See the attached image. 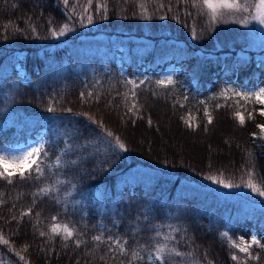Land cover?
<instances>
[{
    "label": "trees",
    "instance_id": "1",
    "mask_svg": "<svg viewBox=\"0 0 264 264\" xmlns=\"http://www.w3.org/2000/svg\"><path fill=\"white\" fill-rule=\"evenodd\" d=\"M87 2L78 0L81 6ZM76 4L77 0H69L67 7L63 0H0V149L26 145L45 130L48 156L42 159L51 165L39 180L14 178L12 184L0 180V234L11 245L0 244V264H130L129 255L109 252L108 245L92 240L101 233L105 239L111 235L126 240L129 254L139 251L144 259L136 264H147L155 244L168 234L175 237L169 247L187 253L171 257L174 264H243L245 260L264 264L263 249L252 248L259 259H249L221 237L222 227L229 224L223 214L228 203L219 200L217 192L228 188L207 179L217 175L239 183L243 176L264 186V141L257 127L264 124L260 105H237L230 99L209 100L207 107L201 103L234 76L246 86L254 84L255 73L264 74V61L249 64L237 55L243 47L231 22L228 33L224 30L220 39L213 37L208 17L185 0H93L87 13L93 16L91 24L81 7L73 11ZM97 4H106V10L98 11ZM65 23L69 31L52 34L53 28ZM172 44L183 45L179 55L170 53ZM113 46L125 48L128 55H134L135 49L143 51L149 65L162 59L158 70L168 63L182 67L176 80L181 86L162 88L152 78L144 80L136 90L142 117L137 118L125 107L123 93L130 95L131 88L112 59L107 67L113 72L103 70L104 61L98 68L95 55L90 57L91 73L74 71L72 66L59 71L75 52L111 53ZM127 103L130 107L131 100ZM236 111L244 114V125L235 118ZM82 113L102 121L127 151L110 145L103 130ZM186 120H191V127ZM69 145L73 151L66 152ZM57 156L64 162L59 168ZM73 160L77 164L72 165ZM130 183L142 195L131 197ZM45 186L58 191L37 195ZM229 190L256 198L248 188ZM101 202L105 211L99 208ZM30 208L31 215L21 220ZM256 215L250 212L242 225L254 228L264 244V216L260 220ZM53 223H67L83 234L79 238L84 243L77 247L76 237L66 242L62 235L51 234ZM40 231L54 238L40 236ZM17 252L26 260L21 261ZM233 254L240 260L233 261Z\"/></svg>",
    "mask_w": 264,
    "mask_h": 264
},
{
    "label": "snow or ice",
    "instance_id": "2",
    "mask_svg": "<svg viewBox=\"0 0 264 264\" xmlns=\"http://www.w3.org/2000/svg\"><path fill=\"white\" fill-rule=\"evenodd\" d=\"M65 6L67 7L69 4V0H63ZM93 0H88L86 6H81L78 3L73 6V11H75L76 6L82 8V11L87 14L91 9ZM185 2H190L191 7L197 9V13L199 15H206L210 23L212 22H233L238 24H243L245 27H248L253 22L258 23L261 26H264V0H258V3L252 4L249 0H185ZM139 7L146 11V5L141 3ZM159 7H164L163 4H160ZM106 4H97V10H106ZM253 9H255L253 11ZM239 17V19H237ZM87 21L89 24L93 22V16L91 14L86 15ZM146 18L151 19V16H147ZM84 19V16H81V20ZM51 23V22H50ZM70 30L69 24L65 23L61 26L58 30L56 28L52 29L53 35H64L67 31ZM35 31V28H33ZM193 37H195L196 33L193 29L192 32ZM126 85H131L130 95L129 92L123 93V97L125 100V107L128 109V113H132L133 116L137 118H142L139 116L138 104H137V89L144 84V81H140L137 83L136 80H127ZM175 81L172 79L171 76L166 77L165 79L156 81V84L162 88H168L170 86L175 85ZM232 90H225L220 95L227 97V93ZM119 94V93H118ZM236 96H240L245 100H254L256 103L260 105H264V87L259 88L254 92L244 93V92H234ZM81 96H84V93H81ZM88 97L92 98V93H88ZM96 101L99 102V95L95 97ZM187 99V98H185ZM131 100V106H128V101ZM142 107V105L140 106ZM49 111H55L54 108H49ZM71 111V109H68ZM81 115L87 116V118L92 122L96 123L99 128L103 130V135L109 138L108 143L111 145L112 143L115 144L121 150L127 151L125 144L121 141L119 136L114 135L111 130H108L102 121H96L94 117L88 115L87 113H82ZM127 116V113H125ZM250 115V114H249ZM260 115L264 116V109H261ZM205 116H207V122L209 124L212 123V116L206 111ZM236 119H238L240 125L245 124V116L240 111H236L234 113ZM251 118V116H250ZM188 126H192L191 120L185 121ZM151 119L148 120V124L151 125ZM260 129L259 139L264 140V124L257 125ZM253 136L256 137L257 134L253 133ZM66 152L73 151L71 145H69ZM251 157L252 153H248ZM48 151L46 145L44 143H39L38 145L29 146L27 148L22 149L19 153H12L5 155L0 153V180L7 182L8 184H12L14 182V178H18L19 181H28V180H39L41 177L45 176L46 168L51 167V165L46 164L45 159L42 157H47ZM63 160L61 156H57L55 159V167L59 168L62 165ZM72 165L77 164V161L73 160L70 162ZM248 176H252L251 170H248ZM223 174L220 173V176ZM207 179L212 180L218 184H222L225 188L232 189V188H248L253 193H256L260 197H264V186H259L258 184L254 183L252 179L245 180L243 176L240 178V182L236 183L231 180L225 181L224 179L218 178L217 175H209ZM57 183H64L63 181H57ZM53 191H58V188L45 186L39 190L37 195L46 196L49 195ZM0 203H3L0 201ZM24 215H31V208L28 212L22 213L20 219H23ZM37 215H39L37 213ZM16 217H13L15 219ZM54 221L57 219L56 217L52 218ZM50 233L56 236L62 235L64 241H68L73 239L74 237L75 244L79 247L84 241L79 237L82 236V233H77V231L70 227L67 223L58 224L53 223L50 227ZM40 236L49 235L44 231H40ZM156 235L158 237L161 236L160 232H157ZM222 237L227 238L230 241L229 246L235 249H238L239 252L245 253L249 259H259V256H253L250 249L253 245L257 246L258 248L264 249V245L260 243L257 239L256 235L253 234L250 238V241H245L243 237H238L240 241L237 243L236 240H233L227 232L222 233ZM53 235H49V239H53ZM163 242H157L154 246L155 251L154 254L151 252L147 258V264H174L171 260V257H181L187 255V253L178 251L175 246L169 247V241L175 240V237L171 234L163 235L161 237ZM93 241H96L100 244L108 245V251L113 252L115 250H119L121 254L129 255L130 264H136L138 260H143L144 258L140 256L139 251H132L130 254L127 252L125 245H127V241L123 240L119 237L113 239L111 235H109L106 239L103 237V234H98L92 237ZM0 244L10 246V241L2 234H0ZM67 246V244L65 245ZM26 250V246H25ZM21 261H25L26 258L23 255H20L19 252L16 253ZM103 259V257H101ZM231 259L233 261H239L240 258L233 254L231 255ZM196 264V262H194ZM210 264V262H208ZM243 264H247V260L243 261Z\"/></svg>",
    "mask_w": 264,
    "mask_h": 264
},
{
    "label": "rangeland",
    "instance_id": "3",
    "mask_svg": "<svg viewBox=\"0 0 264 264\" xmlns=\"http://www.w3.org/2000/svg\"><path fill=\"white\" fill-rule=\"evenodd\" d=\"M250 3L251 0H249ZM258 3V0H255L253 4ZM255 9H253L254 11ZM239 19V17H237ZM229 22H212L210 23L211 26L209 28V33L215 37L216 39H220V35L225 33H228L227 26ZM232 23L234 33L238 36V41L243 47L242 50L237 52V55H239L243 60L247 61L249 64L256 63L257 65L261 64L262 61H264V26L259 25L256 22H253L248 27H245L243 24L238 23ZM135 40V39H133ZM216 40H213V45ZM172 49L170 53L174 52L177 55L181 53V49L183 48L182 44H172ZM148 50L150 49V46L146 47ZM134 55L127 54L125 52L126 49L122 47L113 46L112 52L108 53L107 51H84V52H75L71 55L70 60L71 62L63 63L60 67V72H65L67 68L70 66L73 67L74 71L79 72V70L86 69L88 73L92 72V68L89 65L90 60L93 58H90L92 55H95V61L96 66L101 68L100 62L104 61L103 64V70H111L107 67V62L109 60H113L116 66L117 72L123 77V80L126 82L127 80H136L137 83L140 81H144L147 78H152L155 81L165 79L168 76H171L172 79L176 82L177 77L182 72V67L177 65H169L166 66V68L158 70V64L162 59L154 60L155 63L150 64L146 61V55L143 53V51L137 52V49H135ZM144 50V48H143ZM183 54V53H182ZM202 54V53H200ZM201 57V55L197 54ZM110 56V57H109ZM171 59V57H166V61ZM164 62V61H162ZM161 62V63H162ZM19 76L24 75V71L17 67ZM131 88V85H128ZM176 88H179L181 85H177L175 83ZM264 87V74L259 76L258 73H255L254 76V84L252 85H244L241 83L240 80L237 81L236 77L234 76L231 80L226 79L225 83L220 84L218 90L214 93L208 94L205 98L201 99V103H204L207 107V102L209 100L218 101L221 99H230L234 101L237 105H243V104H251L256 103L254 100H245L240 96H236L233 93L234 92H254L258 90L259 88ZM186 89V88H184ZM178 90V89H177ZM181 90V88H180ZM225 90H232L227 93V97L221 96L220 94L224 92ZM179 91V90H178ZM258 104V103H257ZM260 105V104H258ZM261 109H264V105H260L259 112ZM264 141V140H262ZM39 143H44L45 145L48 143V134L45 130H41L35 137V139L30 140L26 145H17L13 147H5L0 149V153H3L5 155L12 154V153H19L22 149L27 148L29 146L38 145ZM140 170V169H139ZM138 175L142 174V169ZM143 183V182H141ZM140 183V184H141ZM140 184H137L140 186ZM138 187L133 186L131 183L129 184V195L131 197H134L136 194H139L136 192ZM140 189H145V186L140 187ZM138 189V190H140ZM142 193V190L141 192ZM142 194H139V196ZM217 197L219 200H225L228 203V206L223 211L224 216L227 218L228 223H226L222 227V231L220 233L222 237V233L227 232L229 236L236 240L237 243L240 241L238 240V237H243L245 241H250V238L253 234L256 235L257 239L260 241L262 245H264L261 241L260 236L256 232L254 228H247L246 225H242V222H244L246 218L250 217V212H255L258 216H260V220H263L264 216V197H260L256 194V198L253 197V195H246L243 191L238 190H227V191H220L217 192ZM100 209L103 211L106 210L105 203L101 202ZM250 211V212H249ZM239 226L236 231V233H232L231 230H234L235 227ZM224 238V237H222ZM228 244H230V241L227 238H224ZM257 247L255 245L252 246V248ZM251 248V249H252ZM258 248V247H257ZM235 249V248H233ZM250 249V250H251ZM238 251V249H235ZM264 250V249H263Z\"/></svg>",
    "mask_w": 264,
    "mask_h": 264
}]
</instances>
